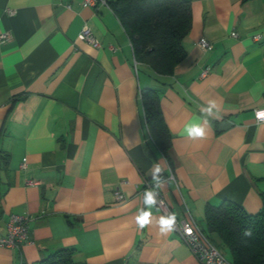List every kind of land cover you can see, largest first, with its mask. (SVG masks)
<instances>
[{
	"label": "crops",
	"instance_id": "obj_1",
	"mask_svg": "<svg viewBox=\"0 0 264 264\" xmlns=\"http://www.w3.org/2000/svg\"><path fill=\"white\" fill-rule=\"evenodd\" d=\"M84 2L0 0V29L12 35L0 40V238L12 213L30 216L31 227L21 248L0 245V264L65 249L86 264H198L177 231H161L165 216L145 194L158 190L202 229L207 206L262 208L264 0H191L187 54L172 75L136 60L108 3ZM85 26L100 47L79 39ZM202 37L212 50L200 48ZM145 88L160 94L166 153L146 122ZM191 124L205 136L189 137ZM141 211L150 213L143 229Z\"/></svg>",
	"mask_w": 264,
	"mask_h": 264
},
{
	"label": "trees",
	"instance_id": "obj_2",
	"mask_svg": "<svg viewBox=\"0 0 264 264\" xmlns=\"http://www.w3.org/2000/svg\"><path fill=\"white\" fill-rule=\"evenodd\" d=\"M133 44L136 60L149 65L157 75H172L186 57L184 37L192 27L191 0H108ZM146 122L156 145L164 153L172 145L163 117L160 94L155 88L142 90ZM262 208L249 213L241 204L226 200L207 206L204 232L221 250L231 253L232 264H264V193ZM252 229L251 237L242 231ZM73 249L60 250L33 264H86L74 260Z\"/></svg>",
	"mask_w": 264,
	"mask_h": 264
},
{
	"label": "built area",
	"instance_id": "obj_3",
	"mask_svg": "<svg viewBox=\"0 0 264 264\" xmlns=\"http://www.w3.org/2000/svg\"><path fill=\"white\" fill-rule=\"evenodd\" d=\"M107 4V0H85V6H98L99 3ZM11 14L13 12H10ZM232 36H238L237 32H232ZM12 37L11 33L0 29V40L7 41ZM79 39L91 44L94 47H100L101 43L96 38L92 30L85 26L79 34ZM259 38V37H258ZM198 45L203 50H212L213 44L205 37H202ZM264 110L260 108L256 111V119L258 122H264V117H259L257 114ZM158 206L161 208L165 218L169 216L175 217V224L173 229L177 231L184 242L190 247L193 254L198 260V264H229L225 254L220 250L204 232L201 226L192 218H179L172 207L167 203L158 190L151 188ZM115 198L117 201L125 200V195L120 191H115ZM30 216L23 213H12L8 222V232L5 236L0 238V245L10 248H21L30 239Z\"/></svg>",
	"mask_w": 264,
	"mask_h": 264
},
{
	"label": "clouds",
	"instance_id": "obj_4",
	"mask_svg": "<svg viewBox=\"0 0 264 264\" xmlns=\"http://www.w3.org/2000/svg\"><path fill=\"white\" fill-rule=\"evenodd\" d=\"M216 107L215 102H211V108L207 109L208 113L211 114L212 108ZM259 117H264V110L257 114ZM185 131L187 132L189 137L192 138H203L205 136V129L200 124H191L186 127ZM162 172V169L159 165H156L153 169L152 175L153 178L156 179L158 182L160 181L159 173ZM149 201H151V205L155 203L154 194L153 192L149 191L145 194V203L149 205ZM136 222L139 228L143 229L150 223V213L147 211H141V213L137 216ZM175 224V217L169 216L167 218H161L160 225L161 231L167 232L173 229ZM252 236V229L246 228L242 231V237H251Z\"/></svg>",
	"mask_w": 264,
	"mask_h": 264
},
{
	"label": "rangeland",
	"instance_id": "obj_5",
	"mask_svg": "<svg viewBox=\"0 0 264 264\" xmlns=\"http://www.w3.org/2000/svg\"><path fill=\"white\" fill-rule=\"evenodd\" d=\"M221 250L225 254L227 260L230 262L231 261V253H230V251L227 248H225V247H223Z\"/></svg>",
	"mask_w": 264,
	"mask_h": 264
}]
</instances>
